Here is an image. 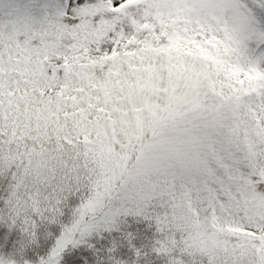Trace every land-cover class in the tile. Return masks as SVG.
<instances>
[{
	"label": "snow or ice",
	"instance_id": "6c2138e0",
	"mask_svg": "<svg viewBox=\"0 0 264 264\" xmlns=\"http://www.w3.org/2000/svg\"><path fill=\"white\" fill-rule=\"evenodd\" d=\"M244 3L0 0V264H264Z\"/></svg>",
	"mask_w": 264,
	"mask_h": 264
},
{
	"label": "rangeland",
	"instance_id": "374dc122",
	"mask_svg": "<svg viewBox=\"0 0 264 264\" xmlns=\"http://www.w3.org/2000/svg\"><path fill=\"white\" fill-rule=\"evenodd\" d=\"M231 7L228 3H225L224 8L222 9V14L223 15H228V8ZM238 7L240 9L246 8L247 5L244 3V0H238ZM233 19V24L237 30L238 33H243L245 23H246V18L243 14L241 13H234L232 15Z\"/></svg>",
	"mask_w": 264,
	"mask_h": 264
}]
</instances>
